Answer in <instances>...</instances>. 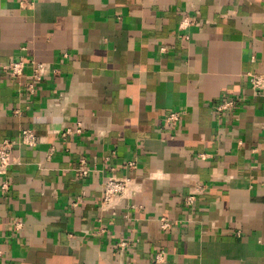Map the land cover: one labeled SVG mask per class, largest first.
I'll return each mask as SVG.
<instances>
[{"label": "crops", "instance_id": "0c3cea01", "mask_svg": "<svg viewBox=\"0 0 264 264\" xmlns=\"http://www.w3.org/2000/svg\"><path fill=\"white\" fill-rule=\"evenodd\" d=\"M18 58L54 71L31 94L0 68V264H154L158 247L160 264H264V97L247 78L264 74V0H0V66ZM109 176L140 185L115 213Z\"/></svg>", "mask_w": 264, "mask_h": 264}, {"label": "built area", "instance_id": "2783aa9c", "mask_svg": "<svg viewBox=\"0 0 264 264\" xmlns=\"http://www.w3.org/2000/svg\"><path fill=\"white\" fill-rule=\"evenodd\" d=\"M195 21L192 17L184 16L178 23L177 31L179 35L186 38L184 32L189 26L194 24ZM30 67V71H26V67ZM0 68L5 71L9 76L18 79V81L26 86L25 90L29 93L35 92V85L39 83L43 77L49 74L53 69L46 63L31 61L27 63L23 59H13L6 64H2ZM54 71V70H53ZM248 83L251 94L257 97H264V74L257 72L247 73ZM239 101V98H225L218 105L217 109L220 111H230ZM180 120V112L173 111L167 114L164 118V125L166 127H173ZM81 131L80 123H76L74 128H66L59 132L60 137H64L68 134L79 133ZM19 143L29 147H34L37 143V136L31 128H23L19 133ZM13 142L9 138H4L0 141V174L4 175L7 172L8 167L12 163L11 150ZM204 154H199L198 157L203 158ZM129 167H134L133 162L128 163ZM75 175L77 177H85L89 173L85 161L80 160L78 165L74 167ZM1 188L6 190L8 188V182H3ZM140 193V185L134 177L124 176L115 177L109 176L105 178L101 185L99 207L103 211L115 213V210L123 200H129ZM194 200L193 195H188L185 198V203H191ZM20 223H16L15 227H19ZM160 228L168 230L170 228V222L165 218H160ZM128 245L126 241H120L118 246L125 247ZM1 254V253H0ZM165 252L161 248H157L153 254L154 264H160L163 262Z\"/></svg>", "mask_w": 264, "mask_h": 264}]
</instances>
